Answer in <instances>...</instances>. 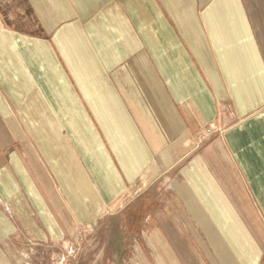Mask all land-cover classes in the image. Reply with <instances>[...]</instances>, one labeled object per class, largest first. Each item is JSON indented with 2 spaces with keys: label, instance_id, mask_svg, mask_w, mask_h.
<instances>
[{
  "label": "crops",
  "instance_id": "crops-1",
  "mask_svg": "<svg viewBox=\"0 0 264 264\" xmlns=\"http://www.w3.org/2000/svg\"><path fill=\"white\" fill-rule=\"evenodd\" d=\"M0 198V264L110 215L264 264V0H0Z\"/></svg>",
  "mask_w": 264,
  "mask_h": 264
},
{
  "label": "rangeland",
  "instance_id": "rangeland-1",
  "mask_svg": "<svg viewBox=\"0 0 264 264\" xmlns=\"http://www.w3.org/2000/svg\"><path fill=\"white\" fill-rule=\"evenodd\" d=\"M0 206L13 217L12 208L1 198ZM139 220L138 216L110 215L95 223L76 224L71 236L60 242L21 233L28 252L21 264H81L83 259V264H162L158 253L168 264H176L159 234H153L157 253L148 243V235L138 229L140 225L132 226Z\"/></svg>",
  "mask_w": 264,
  "mask_h": 264
},
{
  "label": "built area",
  "instance_id": "built-area-1",
  "mask_svg": "<svg viewBox=\"0 0 264 264\" xmlns=\"http://www.w3.org/2000/svg\"><path fill=\"white\" fill-rule=\"evenodd\" d=\"M210 132H211L210 129H206L205 132H204L203 134H201L200 136H198V142H197V144H198L199 142H201L203 139H205V137H202L204 134H207V136H208V134H209Z\"/></svg>",
  "mask_w": 264,
  "mask_h": 264
}]
</instances>
